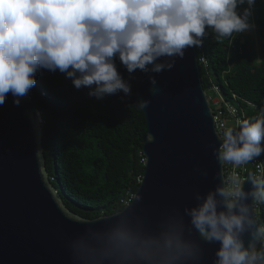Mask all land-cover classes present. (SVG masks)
<instances>
[{
  "label": "clouds",
  "instance_id": "clouds-1",
  "mask_svg": "<svg viewBox=\"0 0 264 264\" xmlns=\"http://www.w3.org/2000/svg\"><path fill=\"white\" fill-rule=\"evenodd\" d=\"M256 0H0V106L11 93L19 106L36 84L40 69L59 71L76 89L103 99L132 95L130 80L170 70L189 47H201L206 29L215 39L253 28L249 23ZM248 7L238 13L240 5ZM129 74L125 79L116 61ZM155 89V76L148 75ZM150 101L139 100L145 109ZM213 155L220 165H245L264 152V109L254 119L228 127ZM206 175V173H205ZM221 177L197 204L186 207L191 228L207 243L219 242L213 264H264V223L255 205L264 203V178L249 173L244 190L238 174ZM251 197L252 203L247 201ZM247 236V243L245 242ZM105 256L138 259L145 264H188L201 259L198 244L172 231L141 237L117 226L105 241Z\"/></svg>",
  "mask_w": 264,
  "mask_h": 264
},
{
  "label": "water",
  "instance_id": "water-1",
  "mask_svg": "<svg viewBox=\"0 0 264 264\" xmlns=\"http://www.w3.org/2000/svg\"><path fill=\"white\" fill-rule=\"evenodd\" d=\"M197 59L196 48L189 47L172 69L134 82L129 104L150 101L141 109L144 172L121 211L92 220L67 210L50 183L42 120L30 96L16 106L12 94L6 95L0 106V264H145L103 255L107 236L117 226L145 238L180 231L201 249V259L188 264H213L219 242H204L184 212L197 204V193L206 195L220 184L219 176L224 178L212 151L221 137ZM148 75L157 80L153 91ZM243 187L248 191L251 185L245 181Z\"/></svg>",
  "mask_w": 264,
  "mask_h": 264
},
{
  "label": "trees",
  "instance_id": "trees-1",
  "mask_svg": "<svg viewBox=\"0 0 264 264\" xmlns=\"http://www.w3.org/2000/svg\"><path fill=\"white\" fill-rule=\"evenodd\" d=\"M248 5H240L242 13ZM257 27L260 59L255 40L240 33L217 41L206 29L197 58H205L207 69L199 68L202 87H219L225 99L235 94L264 109V0H256L249 23ZM241 48V51L239 50ZM117 69L125 79L129 74L119 60ZM146 74L140 70L130 80L132 95L123 92L96 99L89 89H76L64 73L40 69L29 91L42 120L41 144L50 183L63 205L74 215L92 220L121 211L136 193L144 172L142 153L145 120L138 106L129 104L134 82ZM211 81V82H210ZM246 107V104L242 102ZM249 111L247 119L253 115ZM264 167V164H263ZM264 178V175H263ZM257 216L264 223V203Z\"/></svg>",
  "mask_w": 264,
  "mask_h": 264
},
{
  "label": "built area",
  "instance_id": "built-area-1",
  "mask_svg": "<svg viewBox=\"0 0 264 264\" xmlns=\"http://www.w3.org/2000/svg\"><path fill=\"white\" fill-rule=\"evenodd\" d=\"M239 50L241 51V48H239ZM197 63L199 68L207 69L208 67V63L206 59L203 57L197 59ZM207 91H210L215 95L213 99L210 100L209 97H207V99L209 101V106L212 109L214 127L220 137L223 136V132L226 128L228 127L238 128V121L247 119V114L249 113V111H251L252 112L251 115H253L251 120H254L260 114V112L257 111V108L253 104L243 101L235 94L231 95L230 100L225 99L219 87L216 86L215 84H211ZM242 102L246 104V107ZM261 146L262 148H264V139L261 140ZM143 161L145 162V159ZM263 164H264V152H262L259 157L254 158V160L248 162L245 165H241L238 167H234L231 164L223 165V175L224 178L226 179L232 174H238L241 180L244 181L245 176L251 172L263 178L264 175ZM254 207L257 215L259 204L255 205Z\"/></svg>",
  "mask_w": 264,
  "mask_h": 264
},
{
  "label": "rangeland",
  "instance_id": "rangeland-1",
  "mask_svg": "<svg viewBox=\"0 0 264 264\" xmlns=\"http://www.w3.org/2000/svg\"><path fill=\"white\" fill-rule=\"evenodd\" d=\"M251 24H253L254 27L250 28L249 30H246L244 32H240V35L242 36V39H245V40H246V37H247V39L249 37H253V39L255 40V52H256V55H257V60H259L260 59V55H259L260 49H259V44H258V41H257V33H256L257 32V27H256V25L253 22ZM205 92H206V96L209 97L210 100L215 97V95L212 92H210V91H205Z\"/></svg>",
  "mask_w": 264,
  "mask_h": 264
}]
</instances>
